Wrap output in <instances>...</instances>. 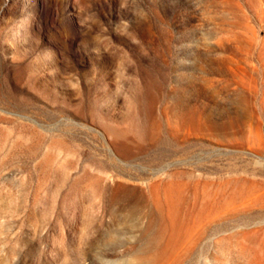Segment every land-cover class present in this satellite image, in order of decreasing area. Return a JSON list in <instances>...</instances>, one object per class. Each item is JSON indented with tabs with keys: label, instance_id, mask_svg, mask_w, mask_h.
<instances>
[{
	"label": "rangeland",
	"instance_id": "rangeland-1",
	"mask_svg": "<svg viewBox=\"0 0 264 264\" xmlns=\"http://www.w3.org/2000/svg\"><path fill=\"white\" fill-rule=\"evenodd\" d=\"M0 264H264V0H0Z\"/></svg>",
	"mask_w": 264,
	"mask_h": 264
}]
</instances>
